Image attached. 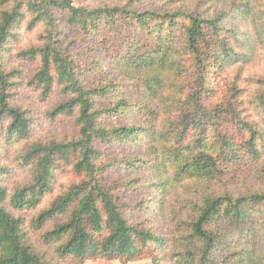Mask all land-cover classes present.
Masks as SVG:
<instances>
[{"label":"trees","instance_id":"1","mask_svg":"<svg viewBox=\"0 0 264 264\" xmlns=\"http://www.w3.org/2000/svg\"><path fill=\"white\" fill-rule=\"evenodd\" d=\"M258 47L264 0H0V264H264V76H230ZM21 63L74 134L33 139Z\"/></svg>","mask_w":264,"mask_h":264},{"label":"rangeland","instance_id":"2","mask_svg":"<svg viewBox=\"0 0 264 264\" xmlns=\"http://www.w3.org/2000/svg\"><path fill=\"white\" fill-rule=\"evenodd\" d=\"M82 0H73L76 6L81 3ZM241 23H239L240 26ZM241 30L246 31V27L241 25ZM17 39L13 40L10 45V52L7 54L8 63H18L16 62L13 53L18 50H23L29 46V44L36 43V34L20 32ZM72 37V35H70ZM76 51H81V47L77 48ZM249 60L245 64H237L233 66L230 70V76L239 75L240 83L243 87H248L250 81L247 78H255L259 79L264 76V47L255 48V51L252 53H247ZM22 69L26 73V79L21 80V86L19 88L18 99L19 103L22 105L24 109L30 114L32 118L35 119V124L33 126L32 136L33 139L48 141L53 137H65L70 136L75 133V126L73 120L71 119H61L56 121H51L46 117L47 110L49 107L56 101L60 100L62 96L59 92H56L52 99L45 102L40 99L38 93L33 92L32 89L27 88L25 83L27 79L32 76V74L39 69L38 64H29V63H21ZM249 92V90H248ZM120 124V121L113 122L111 125ZM0 153L2 155L3 163L12 168V173L9 181H20L23 179V175L20 170L17 168V164L15 162V156L18 151L17 145H11L6 142L4 139L0 140ZM120 177L122 179L123 174L120 172H114L110 175V178ZM75 177L71 174H62L59 176L58 188L65 187L68 184H71L75 181ZM248 181H251L249 179ZM154 230L159 233H164L167 229L166 226L154 224ZM259 246H261L259 244ZM85 264H122L119 261H87ZM129 264H152L150 259L137 261Z\"/></svg>","mask_w":264,"mask_h":264}]
</instances>
